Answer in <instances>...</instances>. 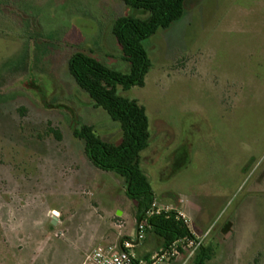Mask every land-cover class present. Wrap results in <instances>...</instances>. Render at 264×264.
Returning a JSON list of instances; mask_svg holds the SVG:
<instances>
[{
    "label": "rangeland",
    "instance_id": "obj_1",
    "mask_svg": "<svg viewBox=\"0 0 264 264\" xmlns=\"http://www.w3.org/2000/svg\"><path fill=\"white\" fill-rule=\"evenodd\" d=\"M120 15L146 12L121 0H0V264H82L100 236H135L123 178L93 165L72 133L87 124L121 140L68 71L80 51L128 72L111 32ZM142 44L143 85L117 93L149 119L140 166L155 199L185 213L210 247L205 264H264V0H184ZM139 244L152 254L161 240L146 229ZM178 246L163 264H193L198 247Z\"/></svg>",
    "mask_w": 264,
    "mask_h": 264
},
{
    "label": "trees",
    "instance_id": "obj_2",
    "mask_svg": "<svg viewBox=\"0 0 264 264\" xmlns=\"http://www.w3.org/2000/svg\"><path fill=\"white\" fill-rule=\"evenodd\" d=\"M121 1L132 9L146 12L144 17L120 15L112 23L111 32L120 47L121 58L129 64L128 72L110 68L80 51L68 60L69 74L94 107L103 109L112 121L119 123L121 140L119 143L104 141L94 127L87 124H76L72 133L83 141L85 154L93 165L123 178L125 194L135 201V221L139 222L155 199L140 166V154L149 145V119L145 108L136 100L117 93V86L129 89L143 85L151 63L142 42L159 28H168L178 20L184 11V0ZM180 167L178 164L175 169ZM147 224V230L160 238L161 249H168L178 240L195 238L188 226L175 218L173 211L152 215L147 218ZM177 249L178 252L183 250L180 246ZM209 259L210 247L200 244L193 264H205Z\"/></svg>",
    "mask_w": 264,
    "mask_h": 264
},
{
    "label": "built area",
    "instance_id": "obj_3",
    "mask_svg": "<svg viewBox=\"0 0 264 264\" xmlns=\"http://www.w3.org/2000/svg\"><path fill=\"white\" fill-rule=\"evenodd\" d=\"M181 201V200H179ZM174 212L175 218L181 220L188 226V218L185 213L174 204H162L154 199L150 208L146 211L145 217L137 222L135 236L124 238L117 243L98 244L86 254L82 264H163L168 262L177 254L179 244H184V248H197L201 241L195 238L178 240L171 244L168 249H159L148 255L146 258H140L135 253V247L144 239L147 229V218L162 212Z\"/></svg>",
    "mask_w": 264,
    "mask_h": 264
},
{
    "label": "crops",
    "instance_id": "obj_4",
    "mask_svg": "<svg viewBox=\"0 0 264 264\" xmlns=\"http://www.w3.org/2000/svg\"><path fill=\"white\" fill-rule=\"evenodd\" d=\"M121 211H118L117 214H119ZM113 227H116L115 224H113ZM128 235V237H133L134 236V232L133 233H129V234H126ZM112 239V236L111 235H108V236H100V238L98 239V241L96 242V244H102V245H105V244H112V243H115V240H111ZM160 248H161V245H160ZM135 252H136V255L140 258H146L150 252H152L151 248L148 247V246H142V245H137L135 247Z\"/></svg>",
    "mask_w": 264,
    "mask_h": 264
},
{
    "label": "water",
    "instance_id": "obj_5",
    "mask_svg": "<svg viewBox=\"0 0 264 264\" xmlns=\"http://www.w3.org/2000/svg\"><path fill=\"white\" fill-rule=\"evenodd\" d=\"M55 216H52V224H55Z\"/></svg>",
    "mask_w": 264,
    "mask_h": 264
}]
</instances>
